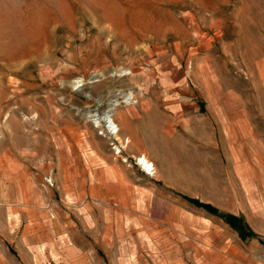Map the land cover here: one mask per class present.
<instances>
[{
	"label": "rangeland",
	"instance_id": "1",
	"mask_svg": "<svg viewBox=\"0 0 264 264\" xmlns=\"http://www.w3.org/2000/svg\"><path fill=\"white\" fill-rule=\"evenodd\" d=\"M90 138L136 168L144 157L171 197L240 213L258 236L241 245L189 206L211 223L184 249L213 243L210 263L264 264V0H0L2 151L34 162L50 144L57 160ZM138 196L154 219L172 203Z\"/></svg>",
	"mask_w": 264,
	"mask_h": 264
},
{
	"label": "crops",
	"instance_id": "2",
	"mask_svg": "<svg viewBox=\"0 0 264 264\" xmlns=\"http://www.w3.org/2000/svg\"><path fill=\"white\" fill-rule=\"evenodd\" d=\"M107 144L94 138L70 144L57 160L48 144L34 162L6 156L0 145V264H216L206 260L213 243L206 247L208 253L200 252L199 244L184 249V243L192 241L189 233L206 226L199 221L211 223L189 218L192 206L200 209L192 203L196 199L184 198L186 203L171 197L176 186H166L161 172L154 176L136 168L129 155H112ZM160 183L169 192L158 190ZM139 193L151 197L157 193L172 203L154 219L151 199H139ZM201 210L220 218L241 245L258 241L256 233L242 237L222 217L233 216L249 227L240 213L214 215ZM11 217L18 221L14 227ZM219 231H208L212 240L222 235ZM196 253L203 255L198 258Z\"/></svg>",
	"mask_w": 264,
	"mask_h": 264
},
{
	"label": "trees",
	"instance_id": "3",
	"mask_svg": "<svg viewBox=\"0 0 264 264\" xmlns=\"http://www.w3.org/2000/svg\"><path fill=\"white\" fill-rule=\"evenodd\" d=\"M192 203H194L195 205L204 208L206 211L217 215V211L216 209H214L213 207H211L210 205H206V204H200L197 201H192ZM222 217H224L225 221L233 228L236 229L242 237H246V238H251V237H255V235L250 231V229L248 228L247 224L241 220V219H237L233 216L230 215H222Z\"/></svg>",
	"mask_w": 264,
	"mask_h": 264
},
{
	"label": "bare ground",
	"instance_id": "4",
	"mask_svg": "<svg viewBox=\"0 0 264 264\" xmlns=\"http://www.w3.org/2000/svg\"><path fill=\"white\" fill-rule=\"evenodd\" d=\"M124 71H126V70H124ZM127 72H128V71H126V73H127ZM105 121L108 123V124H107V129H108L109 131H111L110 134H112V135L114 134V135H115V133H116V131H117V127H116V126L114 125V123L112 122L110 115L106 114V119H105ZM94 122L96 123V121H94ZM138 163H139V165H141L142 167H144L143 169H144L145 171H147L148 173H151L152 165L149 164L144 158H139Z\"/></svg>",
	"mask_w": 264,
	"mask_h": 264
}]
</instances>
